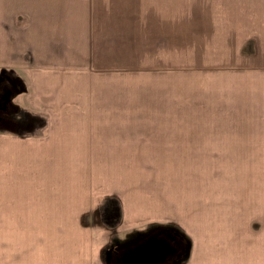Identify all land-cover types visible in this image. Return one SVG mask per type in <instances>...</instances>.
<instances>
[{"label":"rangeland","instance_id":"374dc122","mask_svg":"<svg viewBox=\"0 0 264 264\" xmlns=\"http://www.w3.org/2000/svg\"><path fill=\"white\" fill-rule=\"evenodd\" d=\"M27 1L14 0L17 34L31 16ZM184 1L59 0V20L71 10L88 33L72 85L126 125L120 185L170 201L160 209L173 216L163 230L180 243L175 259L152 252L151 236L140 248L153 260L141 264H190L196 252L198 264H264V67L216 65L234 61L232 50L216 49L213 34L186 32ZM16 118L30 122L23 112ZM12 157L0 161V187L30 185Z\"/></svg>","mask_w":264,"mask_h":264},{"label":"crops","instance_id":"0c3cea01","mask_svg":"<svg viewBox=\"0 0 264 264\" xmlns=\"http://www.w3.org/2000/svg\"><path fill=\"white\" fill-rule=\"evenodd\" d=\"M183 3L187 33L213 34L216 49L232 50L234 61H216V65L264 67V0ZM53 4L55 10H51ZM12 7L14 0H0V69L23 79L25 89L13 101L30 122L20 123L18 131L13 130L14 124L0 125V161L5 156L22 159L17 169L21 173L15 175H24L31 184L0 187V264L153 260L152 253L147 255L146 248H141L152 236V252L161 251L160 232L170 236L165 227L175 224L170 212L160 209L170 201L164 202L165 196L144 186H129L127 181L120 185L119 177L124 180L126 175L121 162L128 151L120 131L126 125L114 121L109 108L89 105L91 93L73 88L78 51L89 42L88 33L81 29L86 26H80L71 10L59 20V0H30L25 7L31 16L17 34ZM219 40L226 45L219 46ZM25 50L28 59L21 57ZM96 113L101 120L95 121ZM32 117L38 124L32 125ZM114 130L119 132L113 134ZM99 178L103 184H96ZM162 240L163 262L170 263L175 259V243ZM139 250L143 255L138 256ZM197 253L190 264H198Z\"/></svg>","mask_w":264,"mask_h":264},{"label":"trees","instance_id":"16d2710c","mask_svg":"<svg viewBox=\"0 0 264 264\" xmlns=\"http://www.w3.org/2000/svg\"><path fill=\"white\" fill-rule=\"evenodd\" d=\"M24 89V81L19 75L7 69H0V122H7L6 120H10V123H12V125L14 124L13 130L17 131L18 126L23 122L20 119L18 120L16 117H13L17 112L21 111L20 107L13 101V99L17 94L24 91ZM15 127L16 129H14ZM160 233V236H163L161 237V240L169 238L175 243V248L176 245L178 249L180 248V243L178 244V242L175 241L176 238L174 236L171 238L164 232ZM164 245L165 243H163L162 246L164 247ZM161 250H163V248H161Z\"/></svg>","mask_w":264,"mask_h":264}]
</instances>
